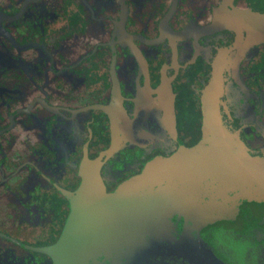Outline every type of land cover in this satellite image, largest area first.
Instances as JSON below:
<instances>
[{"label": "flooded vegetation", "instance_id": "1", "mask_svg": "<svg viewBox=\"0 0 264 264\" xmlns=\"http://www.w3.org/2000/svg\"><path fill=\"white\" fill-rule=\"evenodd\" d=\"M210 116L264 157V0H0V264H54L75 198L88 264H228L220 230L263 258L264 202L207 222L188 172L97 200Z\"/></svg>", "mask_w": 264, "mask_h": 264}, {"label": "water", "instance_id": "2", "mask_svg": "<svg viewBox=\"0 0 264 264\" xmlns=\"http://www.w3.org/2000/svg\"><path fill=\"white\" fill-rule=\"evenodd\" d=\"M213 118L214 116L207 118L203 128V139L197 145L191 148L181 146L170 157L152 160L144 168L142 174L129 179L113 193L102 191L97 200L117 201L123 197L126 198L127 195H132L134 189L139 188L140 184H144V180L153 172H175L177 175L188 172V175H194L192 173L206 174V177L213 176L217 180L223 179L226 184L219 192L223 199L226 198L227 201L238 204V199L242 198L248 201L264 202V172L248 171L251 163H255V168L259 167L262 170L264 168V157L251 156L239 137L229 131L219 119L216 118V124L212 123ZM222 138H227V140ZM225 141L228 142V152L233 153V160L222 165L227 153L223 155L224 151L219 145ZM229 179L232 180L233 184H227L230 181ZM231 192L234 195H229ZM190 199L194 201L204 198L202 192L197 191L192 193ZM128 200L131 201L128 204L129 209L134 208L136 198L129 197ZM77 201L76 198L71 200V214L64 230L55 244L48 249V254L53 259L54 264L89 263L92 254L89 250V240L82 233L83 237L78 238V229L83 226L79 225L80 207ZM199 207L206 210L199 215V218L202 217L207 222L225 217V214L233 208L232 206L231 208L221 207V209H217V205L213 200L203 206H194L193 209L199 210Z\"/></svg>", "mask_w": 264, "mask_h": 264}, {"label": "rangeland", "instance_id": "3", "mask_svg": "<svg viewBox=\"0 0 264 264\" xmlns=\"http://www.w3.org/2000/svg\"><path fill=\"white\" fill-rule=\"evenodd\" d=\"M216 127H218V126H216ZM226 128H227V126H226ZM228 130L232 131L235 134V136H238V132H236L232 129H228ZM222 139L227 140V138L226 139L222 138ZM219 147L224 151L223 155H225L227 153L226 154L227 157L224 159L222 165L227 164V162H231L233 160V153L228 152V150H229L228 149V142L227 141L223 142L221 145H219ZM249 170L251 172L252 171L264 172V168L262 170H260L259 167L255 168V163H251L248 171ZM192 174H194V175H189V176L191 177L192 181L194 182V184H193L194 191L201 184V185H203L201 192H202V195L204 198H208L209 201L213 200L218 205H221V204H224L227 206L229 205L230 201L229 200L227 201L226 198L223 199V196H221V194L219 192L223 188V186L226 184L223 179L217 180V179H214L213 176H211V177L207 176L206 177L205 176L206 174H200V175L195 174V173H192ZM229 180L230 181H228L227 184H233L232 180L231 179H229ZM229 195L232 196V195H234V193L231 192V194H229ZM83 211H84V208H83ZM82 221H85V223L87 222V220H82ZM102 224L103 223H100L99 225L104 228L105 225H102ZM99 225H98V227H99ZM93 232L94 231H91L90 235L88 237H86L89 241L91 239L90 238L91 233L94 235ZM96 232H99L97 230V228L95 229V237L94 238H97ZM26 234L29 236L28 232ZM81 236L83 237L82 234H81ZM249 236H251L249 233H241V232H235V231H230V230H228V231L227 230H220V232H219V237H220L219 244L221 243V245L225 249V251L223 250V252L220 249V253H221L220 256H222L228 264H248V262H249L248 258L250 259L251 264H264V257L262 258L260 253L253 254L251 252H248L247 249H248V247L250 245V241H251ZM91 240H93V239H91ZM230 250L233 252L232 254H231ZM259 260L263 263L258 262Z\"/></svg>", "mask_w": 264, "mask_h": 264}, {"label": "bare ground", "instance_id": "4", "mask_svg": "<svg viewBox=\"0 0 264 264\" xmlns=\"http://www.w3.org/2000/svg\"><path fill=\"white\" fill-rule=\"evenodd\" d=\"M80 206V217L82 218V216H84V211H83V208H84V206L81 204V205H79ZM82 224H85V221H80L79 222V225H82ZM80 227V226H79ZM80 236V237H79ZM78 238H82V236H81V233H80V231H78Z\"/></svg>", "mask_w": 264, "mask_h": 264}]
</instances>
